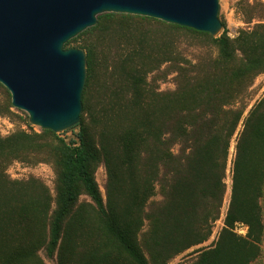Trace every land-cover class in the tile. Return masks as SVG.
Segmentation results:
<instances>
[{
  "label": "trees",
  "instance_id": "trees-1",
  "mask_svg": "<svg viewBox=\"0 0 264 264\" xmlns=\"http://www.w3.org/2000/svg\"><path fill=\"white\" fill-rule=\"evenodd\" d=\"M236 9L244 27L233 38L104 14L66 43L82 39L86 58L78 133L66 141L23 119L25 130L0 134V264H45L41 253L56 264H168L202 245L220 219L240 122L223 227L178 264H262L264 95L245 118L242 103L264 75V0ZM169 76L173 89L161 91ZM11 109L0 100V118ZM13 162L49 164L53 193L35 177L12 180Z\"/></svg>",
  "mask_w": 264,
  "mask_h": 264
},
{
  "label": "water",
  "instance_id": "water-1",
  "mask_svg": "<svg viewBox=\"0 0 264 264\" xmlns=\"http://www.w3.org/2000/svg\"><path fill=\"white\" fill-rule=\"evenodd\" d=\"M104 14L131 15L218 37V0H0V85L28 124L60 134L79 124L86 81L70 40Z\"/></svg>",
  "mask_w": 264,
  "mask_h": 264
},
{
  "label": "rangeland",
  "instance_id": "rangeland-1",
  "mask_svg": "<svg viewBox=\"0 0 264 264\" xmlns=\"http://www.w3.org/2000/svg\"><path fill=\"white\" fill-rule=\"evenodd\" d=\"M240 0H218L219 3V20L223 24V28L221 32L223 31L227 33V35L231 38L235 37L237 32L244 27V24L241 21L240 16L237 13L236 4ZM218 35V36H219ZM81 40L78 39L77 42L71 44L67 47V49L71 48H77L80 49ZM193 49H189L188 56H190L193 53ZM172 77L169 76L165 81L160 83V90L161 91H167L173 89V82ZM264 95V75H260L257 77L252 86L250 87L248 94L246 96V99L244 100V103L242 105L244 106V114L243 118L246 117L249 110L263 97ZM10 98L9 93L4 87H0V100L3 98ZM12 113L14 114V117L11 118H0V134L2 136H7L17 130H25L26 127L23 125L22 120L27 119V115L23 112L17 111L15 109H11ZM28 122V119H27ZM241 124L238 125V128L236 130L235 135L230 141V147L228 151V161H227V167H226V174H225V185H226V192L224 196L223 205L221 208V215L220 219L216 221V223L213 226L212 229V235L208 239L207 242L203 243L202 245H199L197 247H194L183 254L175 257L172 259L168 264H178L180 262H189L191 259L195 257V251L201 248L208 247L212 245L217 238L218 233L220 232L221 228L223 227V220L227 211L229 199H230V190H231V170H232V161L234 158V152H235V144H236V137L238 132L241 130ZM32 127V126H31ZM36 132H39V128L33 127ZM78 131L77 129H71L69 131L63 132L58 134L59 137L65 139L66 141H71L76 139ZM7 175L12 180H25L29 177H35L40 179L50 190L51 194L53 193L54 189V180L55 176L53 173V170L49 164L46 163H39L36 165L27 164L24 162H13L11 163L7 168ZM95 180L99 186V189L101 191L102 196L104 197V186L106 181V174L103 169V167H99L95 173ZM85 199V198H82ZM234 231L236 234L240 236H245L247 233V228L242 225H236L234 228ZM262 249H263V258H262V264H264V239L262 243ZM41 257L44 260L45 264H56V259L48 260L45 258L43 253H41Z\"/></svg>",
  "mask_w": 264,
  "mask_h": 264
}]
</instances>
